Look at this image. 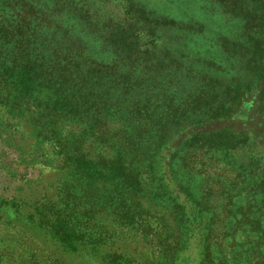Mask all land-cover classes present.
Listing matches in <instances>:
<instances>
[{"label":"rangeland","instance_id":"obj_1","mask_svg":"<svg viewBox=\"0 0 264 264\" xmlns=\"http://www.w3.org/2000/svg\"><path fill=\"white\" fill-rule=\"evenodd\" d=\"M28 1L36 11L0 0V26L10 18L22 21L32 10L31 19L50 35L51 49L63 56L77 52L103 65H118L116 83L107 85L120 89L112 103L122 96L133 107L131 127L116 115L105 119L102 131L109 136L126 131L148 134L152 158L130 168L141 181L133 183V189L145 196L139 200L132 196L146 210L138 208L145 220L142 227L123 224L131 211L115 209L122 195L110 182H99L89 194L75 184L74 197L83 198H71L65 184L72 176L56 141L42 129L36 108L37 102L45 107L54 100L53 94L44 91L30 103H12L1 64L15 43L1 40L0 264H125L126 260L127 264H202L206 236L213 264L235 262L238 252L254 245L256 232L246 229L252 223L236 230L234 221L244 215L264 225V193L257 188L263 177L254 176L250 165L251 157L264 153V111L258 102L264 99V80L241 90L243 104L251 106L246 110L239 105L232 118H205L199 124L192 112L205 88L212 93L255 80L253 53L257 46L264 47V38L251 41V36L260 38L256 32L261 30L250 28L261 25L264 10L254 14L247 27L242 15L250 8L248 0ZM164 19L179 26H167ZM111 40L131 47L127 52L132 60L117 56ZM6 44L10 47L3 48ZM220 102L221 97L214 107ZM140 109L144 115L137 113ZM188 113L190 118L182 119ZM90 124L88 119H64L58 125L59 138L73 141L89 133ZM227 129L248 135L250 142L233 148L216 136L188 143L197 135ZM83 149L93 160L115 156L111 144L90 137ZM168 194L179 195L182 207L173 210ZM90 206L94 213L86 214L84 209ZM179 213L196 217L195 222L184 229L175 220ZM69 219L79 227H71ZM185 239L187 245L181 249Z\"/></svg>","mask_w":264,"mask_h":264},{"label":"trees","instance_id":"obj_2","mask_svg":"<svg viewBox=\"0 0 264 264\" xmlns=\"http://www.w3.org/2000/svg\"><path fill=\"white\" fill-rule=\"evenodd\" d=\"M10 1L18 5H23L25 8H32V10L36 11L34 3L28 0ZM248 2H250V8L242 15L243 20L246 21L247 27L251 25L250 21L252 23L250 18L254 14L257 15L261 10H264V0H248ZM1 5V9H3L4 3ZM32 10H30L28 15L23 16L22 21L10 18L0 26V41L15 43L13 47L7 44L3 47H10V51H8V56L1 64L3 67L1 77L4 82L8 84L9 96L12 103L15 105H21L23 102L30 103L31 100H37L35 98L41 92H51L54 100H49V103H47L45 107L37 102L38 105L36 108L39 109L38 115L43 127L42 129L46 131L48 136L56 141L63 158L64 167L72 176V181L65 184V187L69 190V196L79 200L83 198V196H79V198L74 197L75 191L73 186L75 184L89 194L88 190L99 184V182L103 180L110 182L112 185L118 186L119 194L122 195L119 203H116L115 209H127L131 211V217L127 218L123 224L131 227H142L141 224H143L145 220L144 218H140V212H146V210H143L142 202L132 201V196H136L138 200L145 196L136 193L135 189H133V183L141 181L139 180L140 175L130 171V168L151 160L152 156L149 152L150 146L146 137L148 134L126 131L121 134L109 136L106 131H102V129L106 127L105 119L113 118V116L116 115V117L123 120L126 128L131 127L130 116L132 115L133 107L131 104H128L129 101L125 100L122 96H119L116 101L112 103V99L116 98H112L114 92H118L120 89L107 85L116 83L118 73L116 66L118 65H103L77 52L74 56H63L55 47L51 49L53 44L50 35L38 26L39 23L31 19ZM142 14L144 17H147L145 11L142 12ZM263 15L260 21L261 25L257 24L250 28L251 32L253 29L261 30L256 32L257 35H260V38L254 36L250 37L253 42L264 38ZM163 24L167 26L178 25L174 21L166 19L163 20ZM261 41L263 42L264 39ZM111 43L117 50V56H120L121 59L127 58L132 60V58L128 56L130 54L127 52L131 47L128 48L122 40H111ZM256 43L257 42H255V44ZM262 46H257L256 53H253V64L255 65V72L253 74L255 80L246 86L231 85L227 86L222 91L220 89L218 90V88L213 89L212 93H210L208 88H205L199 94L196 105L193 108L195 113L192 112V115H198L196 123H202L205 121V118L210 121L232 118V115L237 112L239 105H245L242 102L241 90H250V87L255 83L264 80V47ZM254 47L255 45L252 44L250 50L252 51ZM134 63L135 61L132 62V64ZM87 65L88 67H85ZM131 89L133 88L128 90L122 88L121 91L124 90L128 92ZM219 97H221V102L214 107L215 101ZM262 97L264 98V91ZM224 99H227V101ZM258 102H261L260 110L264 111V99H259ZM245 106V109L249 110L247 107L251 105L248 104ZM193 110L190 109L188 111ZM137 113L139 115H144L141 109L138 110ZM184 115L186 114L184 113ZM185 118L189 119L190 115L182 117V119ZM64 119H76L78 121L88 119L91 124L86 131L89 133L82 134L73 141L62 140L59 138L57 129L60 122ZM173 119L178 120L180 118L173 116ZM91 129H93V131H90ZM197 136L200 137H194L189 140L188 143L194 145L206 142L211 137L220 136L224 139L225 146L237 148L248 145L251 140L248 135L244 133H235L229 129L218 133ZM87 137L92 138L99 144H111L115 150L114 158H101L99 160L89 158L83 149V144ZM162 141L164 142L165 138H162ZM161 145L162 143L160 146ZM250 165L254 168L252 171L254 176H256L257 173L262 175L263 178H258L259 184L257 188H259V190L261 189L262 193H264V153L258 157H251ZM112 191L118 193L116 189ZM80 193L83 192L80 191ZM168 196L169 199L166 200L171 204L173 203L172 206L170 204L173 210H178L179 207H182L181 203H179V195L178 197H171L168 194ZM138 208L140 212H138ZM84 212L86 214H93L94 206L85 208ZM70 216L71 213L68 214V217ZM195 218L196 217L192 215L179 213L178 216L175 217V220L185 229L195 222ZM68 222L73 228L79 227L73 224L70 219ZM250 223H252V226L246 229L248 232H251V229L256 232L254 245L244 251L238 252L235 262L223 260V262L220 261L217 264H264V225H262L257 218L251 220L243 215L240 216L238 220L234 221V228L239 230L242 226ZM77 231H79V233L83 232L82 228ZM203 239L205 240L203 241L204 255L202 264H213V251L210 249V238L206 236ZM187 242L188 239H185L183 247L180 248L185 249ZM178 249L179 248H177V251L181 252ZM176 253L177 252L172 254L175 258L177 257ZM119 258L124 260L123 257ZM126 261L125 264L129 263Z\"/></svg>","mask_w":264,"mask_h":264}]
</instances>
